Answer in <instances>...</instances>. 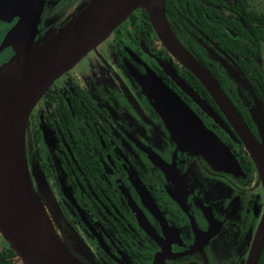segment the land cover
<instances>
[{"label":"flooded vegetation","instance_id":"af4514ba","mask_svg":"<svg viewBox=\"0 0 264 264\" xmlns=\"http://www.w3.org/2000/svg\"><path fill=\"white\" fill-rule=\"evenodd\" d=\"M88 1L44 0L38 37L58 29ZM230 1L195 0L211 24L220 15L247 29L230 11ZM178 6L180 26L165 14L181 44L197 59L189 49L193 40L210 61L241 72L236 59ZM132 14L55 81L29 115L25 157L35 195L58 242L83 264H245L264 215L257 169L149 20ZM0 30L4 36L8 27ZM4 52L8 60L11 49ZM137 76H154L187 106L233 156L235 172L216 170L180 148ZM223 90L260 141L247 89L236 84ZM10 250L0 235V264H23Z\"/></svg>","mask_w":264,"mask_h":264},{"label":"water","instance_id":"95a60500","mask_svg":"<svg viewBox=\"0 0 264 264\" xmlns=\"http://www.w3.org/2000/svg\"><path fill=\"white\" fill-rule=\"evenodd\" d=\"M166 0H89L68 22L39 38L44 0H0V235L23 264H83L61 245L33 191L25 157L28 117L55 81L72 70L135 11L145 12L167 52L210 95L248 151L264 189V111L249 80L218 60L228 76L247 89L257 114V140L210 72L181 44L165 14ZM137 76L145 94L183 150L201 156L212 168L234 173L235 159L220 140L160 80ZM198 104L208 112L204 104ZM210 114V112H208ZM264 244V215L245 264H258ZM154 264H159L157 259Z\"/></svg>","mask_w":264,"mask_h":264},{"label":"trees","instance_id":"16d2710c","mask_svg":"<svg viewBox=\"0 0 264 264\" xmlns=\"http://www.w3.org/2000/svg\"><path fill=\"white\" fill-rule=\"evenodd\" d=\"M230 2V11L246 25L247 29L237 22H231L226 17L221 18L220 15H218V20L211 24L205 16V11L198 8L199 6L202 7V4L195 2V0H180V2L178 0H166L165 12L180 26L178 21H182V19L175 8V5L179 4L178 8L181 9L182 14L190 23L202 33L215 39L228 55L236 59L239 69L249 80L257 98L264 106V69L259 64L264 49V12L253 9L250 0H231ZM132 16H142L148 20L145 12L141 10L133 13ZM149 27H151L150 24ZM189 49L218 81L222 89L234 88L235 82L225 73L224 69L217 63L210 61L193 40L189 44ZM193 79L208 97V100L214 104L203 86L196 78L193 77ZM10 252L13 253L12 250ZM258 264H264V249Z\"/></svg>","mask_w":264,"mask_h":264},{"label":"rangeland","instance_id":"374dc122","mask_svg":"<svg viewBox=\"0 0 264 264\" xmlns=\"http://www.w3.org/2000/svg\"><path fill=\"white\" fill-rule=\"evenodd\" d=\"M250 4H251V7H252L253 9L258 10V11H261V12H264V0H250ZM74 15H76V13L70 14V15L65 19V21L63 22L62 25H64L66 22H68V20H70ZM2 36H3V31L0 30V39L2 38ZM216 55L219 57L218 54H216ZM7 57H8L7 52H4V53L0 54V65H1V64L7 59ZM259 64H260L261 67L264 69V49H263V51H262V59H261V61H259ZM238 85H239V84H238ZM239 86L242 87L241 85H239ZM33 191H34V190H33ZM39 204H40V203H39ZM40 207H41V205H40ZM41 210H42V212H43V214H44V216H45V218H46L47 223L49 224L48 219H47V217H46V215H45V213H44L42 207H41ZM49 225H50V224H49ZM50 228H51V226H50ZM51 230H52V229H51ZM52 233H53V231H52Z\"/></svg>","mask_w":264,"mask_h":264}]
</instances>
